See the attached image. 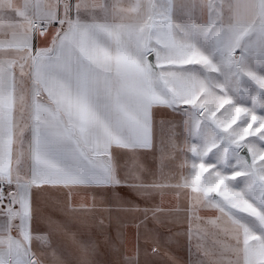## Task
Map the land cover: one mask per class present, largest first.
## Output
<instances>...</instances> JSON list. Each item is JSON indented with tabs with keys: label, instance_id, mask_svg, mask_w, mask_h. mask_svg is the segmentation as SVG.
Masks as SVG:
<instances>
[{
	"label": "crops",
	"instance_id": "obj_1",
	"mask_svg": "<svg viewBox=\"0 0 264 264\" xmlns=\"http://www.w3.org/2000/svg\"><path fill=\"white\" fill-rule=\"evenodd\" d=\"M208 1L119 0L118 26L104 0H0V196L12 198L0 204V264H144L156 233L187 230L182 150L153 149L159 70L147 55L154 31L203 23ZM215 3L244 38H264V0Z\"/></svg>",
	"mask_w": 264,
	"mask_h": 264
},
{
	"label": "rangeland",
	"instance_id": "obj_2",
	"mask_svg": "<svg viewBox=\"0 0 264 264\" xmlns=\"http://www.w3.org/2000/svg\"><path fill=\"white\" fill-rule=\"evenodd\" d=\"M215 1H208L203 23L189 17L186 26L170 23L167 33L153 32L159 70L153 73L156 92L150 107L153 149L164 152L170 145L182 150L179 161L192 187L193 211L187 230L174 224L164 236L156 233L160 254H150L144 264H264V38H244L243 28H233L228 15L224 20L216 13ZM104 2L102 12L119 26L113 7L119 8V0ZM79 7L84 8L83 1ZM155 21H139L134 31L139 35V29ZM23 73L24 68L20 83ZM133 76L139 84L135 71ZM179 89L186 93L177 94ZM158 96L170 99L171 109L156 103ZM17 113L14 130L22 122ZM242 145L250 153L249 165L238 152ZM138 258L149 261L144 253Z\"/></svg>",
	"mask_w": 264,
	"mask_h": 264
},
{
	"label": "water",
	"instance_id": "obj_3",
	"mask_svg": "<svg viewBox=\"0 0 264 264\" xmlns=\"http://www.w3.org/2000/svg\"><path fill=\"white\" fill-rule=\"evenodd\" d=\"M147 59L151 67L155 70H157V65L154 62V55L153 52H150L147 55ZM239 154L242 155L246 161V163L249 165L251 162L250 153L245 145H242V147L238 150Z\"/></svg>",
	"mask_w": 264,
	"mask_h": 264
},
{
	"label": "built area",
	"instance_id": "obj_4",
	"mask_svg": "<svg viewBox=\"0 0 264 264\" xmlns=\"http://www.w3.org/2000/svg\"><path fill=\"white\" fill-rule=\"evenodd\" d=\"M33 24H34V25H37L38 23H37V21H34ZM0 187H1L2 189H5V183L2 182V183L0 184ZM1 203L11 204V203H12V198H11L10 196H9V197H8V196H6V197H5V196H4V197L0 196V204H1Z\"/></svg>",
	"mask_w": 264,
	"mask_h": 264
}]
</instances>
